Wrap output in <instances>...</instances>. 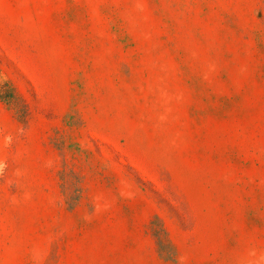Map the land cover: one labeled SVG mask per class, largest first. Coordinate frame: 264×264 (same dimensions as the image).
I'll list each match as a JSON object with an SVG mask.
<instances>
[{
	"label": "rangeland",
	"instance_id": "374dc122",
	"mask_svg": "<svg viewBox=\"0 0 264 264\" xmlns=\"http://www.w3.org/2000/svg\"><path fill=\"white\" fill-rule=\"evenodd\" d=\"M0 264H264V0H0Z\"/></svg>",
	"mask_w": 264,
	"mask_h": 264
}]
</instances>
